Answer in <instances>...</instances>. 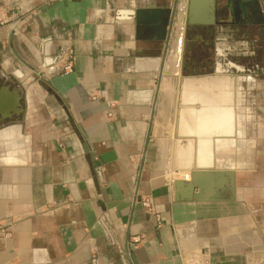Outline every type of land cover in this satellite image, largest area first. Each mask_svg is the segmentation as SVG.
Returning a JSON list of instances; mask_svg holds the SVG:
<instances>
[{
  "label": "crops",
  "instance_id": "0c3cea01",
  "mask_svg": "<svg viewBox=\"0 0 264 264\" xmlns=\"http://www.w3.org/2000/svg\"><path fill=\"white\" fill-rule=\"evenodd\" d=\"M196 1L208 21L209 0ZM187 7L0 0V264H264V18L244 16L255 34L232 41L235 75L221 57L219 75L184 78L174 115L186 144L167 162L186 171L166 180L159 167L158 86L162 68L178 76ZM217 43L226 55L229 42ZM69 49L73 69L60 73ZM196 170L200 188L176 200L174 182Z\"/></svg>",
  "mask_w": 264,
  "mask_h": 264
},
{
  "label": "rangeland",
  "instance_id": "374dc122",
  "mask_svg": "<svg viewBox=\"0 0 264 264\" xmlns=\"http://www.w3.org/2000/svg\"><path fill=\"white\" fill-rule=\"evenodd\" d=\"M216 4L219 10L218 12L219 20L222 22H230L231 19L228 16V11L222 8L224 1L217 0ZM253 7L256 8L258 15L264 18L262 14V7H261L259 0H257V2L254 4ZM226 28H230L231 30H233V33H232L233 38L232 39L227 38L225 40L231 43L234 40L236 41L243 37L248 36L251 32L255 34V32L252 31L254 30V27L253 28L248 27V26L224 27V29ZM260 30L263 33L264 31L263 25L262 27H260ZM185 32H186L185 39L191 41L195 33L192 31H186V30ZM202 39H203L201 40L202 42L200 41L198 42L197 45L195 44L190 51L186 52V54L183 55L182 64L180 65L178 69V76L174 77L173 79L171 78L173 88L171 89V92L169 93L168 98H165L166 101L162 100V95L164 98L163 84H164V81L168 79L167 76L171 74V71L165 72L162 68L159 86H158L159 101H158V110H157V115H156L157 117H156V121L154 124L155 127L153 131V135H154L153 137L158 146V156L161 157V160L164 159L166 162L168 161V157L171 154L173 156L175 151H177L179 148L180 149L184 148L186 144L185 138H176L175 136L176 135V132H175L176 131V124H175L176 115H174L175 114L174 111H176L177 108H180V107L183 108L182 105L184 103V95L181 94V90H180L181 83L180 82H182L184 78L191 77V75L192 76L206 75V76H212V77L219 75L215 73V69H216L217 59L219 61H221V59H219L216 56L215 47H214V44H216L219 40H215V38L210 37L209 34L206 32L204 33ZM214 41H216V43ZM257 58L258 57L254 55L253 58H246L245 60L248 63L251 61H257ZM225 60H226L225 62L226 64L228 62L234 64L236 63L237 58L233 54L232 56L228 55L225 58ZM191 61H197L201 65V67L198 69V74L194 72V70L190 71L188 68L183 66L184 64H187V63L190 64ZM225 68L227 71L226 75H235L234 68H231V67L230 68L225 67ZM192 72L196 74H192ZM182 86H183L182 90L185 92L184 85ZM159 167H160L161 172L164 173L163 175L165 176L166 180H173L176 174L179 175L186 171V170H182L181 168H179L180 166H175V164H169L168 162L159 164ZM93 259L97 261V258H93ZM90 264H92V262H90Z\"/></svg>",
  "mask_w": 264,
  "mask_h": 264
},
{
  "label": "water",
  "instance_id": "95a60500",
  "mask_svg": "<svg viewBox=\"0 0 264 264\" xmlns=\"http://www.w3.org/2000/svg\"><path fill=\"white\" fill-rule=\"evenodd\" d=\"M217 0H209L208 4L210 6L209 11L211 12L212 16L209 18L208 21H204L202 19H200L199 15H197V9L199 7V5L196 3V0H187L188 2V7H187V18H186V22H185V27L186 30L188 31H194L195 35L192 37L191 41L190 40H186V44H189V46H186V49L183 51V55L186 54V52L190 51L192 49V47L196 44V42L198 40H202V36L198 33L199 31L202 30H206V32L209 34L210 37L215 38V40H226L228 39H232L233 38V30H231L230 28H220V26H225V27H232V26H244L245 25V18L244 16L246 15V13L248 12L249 14H252V5L254 0H223L224 4H223V9L228 11V16L231 19L230 22H218L217 21V16H218V6L216 4ZM175 12V10H174ZM158 16H159V21L158 24H156V28H158V30L160 31V33L162 34V36L160 37V39H165L167 34L166 31V26L162 23V19L161 17V12L158 11ZM174 14L172 15V20L170 22V31L173 28V23H174ZM215 25H220L218 26V31L216 30H209V28H211L212 26ZM172 38V36H171ZM170 39V34H169V38ZM232 44L231 42H229L227 44L228 49L226 50V55L222 56L219 55L218 52V46H220L218 43L214 44L215 47V52H216V56L221 59L225 58L228 55H235V53L233 52L232 48ZM236 56V55H235ZM229 63V62H228ZM227 63V64H228ZM221 64L220 61L217 59L216 62V69H215V73H217V67L218 65ZM231 68H235L231 65H228ZM226 65V67H228ZM195 72V71H194ZM202 176H206V174L204 175L202 172H200L199 170L193 171L191 174V180L190 182H181V181H176L174 182V188H175V199L176 200H187L190 199L192 197H189V190H195V189H199L200 188V179L202 178ZM184 184H187V189H186V193L188 194L187 196L182 197L181 196V189L182 186H184ZM189 184V186H188ZM196 198V196H195ZM134 262V259H133Z\"/></svg>",
  "mask_w": 264,
  "mask_h": 264
},
{
  "label": "built area",
  "instance_id": "2783aa9c",
  "mask_svg": "<svg viewBox=\"0 0 264 264\" xmlns=\"http://www.w3.org/2000/svg\"><path fill=\"white\" fill-rule=\"evenodd\" d=\"M0 17H1L0 22L5 20V17L3 14H0ZM57 59L58 60H57L56 65H55V70H57L60 73H69L72 71L73 62H74V53L72 50L69 49V50L62 52L61 54H59ZM189 176L191 177V174ZM190 177L185 178V181L190 180ZM174 180L175 179H173V181ZM138 203L142 206L143 209H145L147 214H151V215L155 214L154 206H153L151 199H149V198L143 199L142 198L141 200H139ZM133 240H134V243L138 242V238H134ZM91 262H92V264H97V261L95 259H93Z\"/></svg>",
  "mask_w": 264,
  "mask_h": 264
},
{
  "label": "bare ground",
  "instance_id": "6f19581e",
  "mask_svg": "<svg viewBox=\"0 0 264 264\" xmlns=\"http://www.w3.org/2000/svg\"><path fill=\"white\" fill-rule=\"evenodd\" d=\"M184 1V0H183ZM181 32V31H180ZM180 34V33H179ZM176 36H174V33H173V35H172V40H171V44H172V46L174 47V48H172V50H174V49H176L175 50V52H170V54H169V56L170 57H173L174 58V61L173 62H177V58H179L180 56V48H179V44H180V39H182L181 37H178L177 39L175 38ZM175 39H176V41H175ZM225 45V43H223V45L222 46H224ZM175 46H176V48H175ZM183 46H184V44H183ZM227 46V45H226ZM228 47V46H227ZM184 48V47H183ZM183 48H182V52H181V57H182V53H183ZM224 48V47H223ZM218 52H219V55H222L223 54V51H222V49H221V47L220 46H218ZM177 57V58H176ZM170 60H171V58H170ZM173 60V59H172ZM175 62V63H176ZM169 64V63H168ZM173 65V64H172ZM176 65V64H175ZM227 66L228 65H231V66H235L234 64H232V63H228V64H226ZM174 66V65H173ZM172 66V67H173ZM177 66V65H176ZM172 67H171V69H172ZM229 67V66H228ZM170 68V67H169ZM174 68V67H173ZM174 70H172V72H173ZM176 71V70H175ZM220 72H222V67H221V64H219L218 65V67H217V73H220ZM172 74H174V72L173 73H171V75ZM170 75V76H171ZM169 75L167 76L168 77V79H166V81H164V84H163V94H164V98H167L168 97V95H169V93H170V89H172V86H171V81H170V79H169V77H170ZM166 77V78H167ZM185 80L186 79H183V81L181 82V87H180V90H181V94H183L184 95V91L182 90V85H183V83L185 82ZM188 80V79H187ZM192 80H194V79H192ZM165 108V107H164ZM180 109H181V107L178 109V112H180ZM182 110V109H181ZM180 149V148H179ZM178 149V150H179ZM178 152H180V154H181V150L180 151H178ZM179 154V155H180ZM197 169L198 168H211L212 166H200V165H197V166H195ZM190 173H185L184 174V176H183V178H182V180H184L185 181V178H189L190 176Z\"/></svg>",
  "mask_w": 264,
  "mask_h": 264
},
{
  "label": "flooded vegetation",
  "instance_id": "af4514ba",
  "mask_svg": "<svg viewBox=\"0 0 264 264\" xmlns=\"http://www.w3.org/2000/svg\"><path fill=\"white\" fill-rule=\"evenodd\" d=\"M254 6V4L252 5V14H254V17L256 18V20L258 21V23L260 24V22H261V20H260V17H259V15L257 14V10H256V8H254L253 7ZM217 18H219V16H217ZM209 30H210V28H209ZM200 32H201V34L202 35H204V33L206 32V30H202V31H199V34H200ZM207 33V32H206ZM203 37V36H202ZM203 40V39H202ZM201 40H198L197 41V43H196V45L198 44V42H200ZM202 42V41H201Z\"/></svg>",
  "mask_w": 264,
  "mask_h": 264
}]
</instances>
